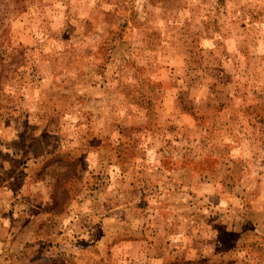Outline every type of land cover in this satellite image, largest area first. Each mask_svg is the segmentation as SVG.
<instances>
[{
  "label": "rangeland",
  "instance_id": "374dc122",
  "mask_svg": "<svg viewBox=\"0 0 264 264\" xmlns=\"http://www.w3.org/2000/svg\"><path fill=\"white\" fill-rule=\"evenodd\" d=\"M155 257L264 264V0H0V264Z\"/></svg>",
  "mask_w": 264,
  "mask_h": 264
},
{
  "label": "crops",
  "instance_id": "0c3cea01",
  "mask_svg": "<svg viewBox=\"0 0 264 264\" xmlns=\"http://www.w3.org/2000/svg\"><path fill=\"white\" fill-rule=\"evenodd\" d=\"M132 244V243H131ZM152 263H150V264H163V259L162 258H160V257H155V258H153L152 259Z\"/></svg>",
  "mask_w": 264,
  "mask_h": 264
}]
</instances>
